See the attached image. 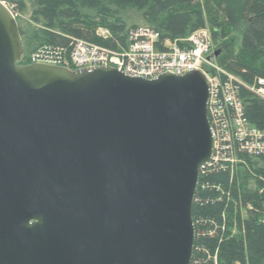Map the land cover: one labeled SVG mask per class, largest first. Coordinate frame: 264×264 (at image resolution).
<instances>
[{"label":"water","instance_id":"obj_1","mask_svg":"<svg viewBox=\"0 0 264 264\" xmlns=\"http://www.w3.org/2000/svg\"><path fill=\"white\" fill-rule=\"evenodd\" d=\"M5 1L0 264H192L200 168L215 153L206 76L22 65Z\"/></svg>","mask_w":264,"mask_h":264},{"label":"trees","instance_id":"obj_2","mask_svg":"<svg viewBox=\"0 0 264 264\" xmlns=\"http://www.w3.org/2000/svg\"><path fill=\"white\" fill-rule=\"evenodd\" d=\"M30 3L33 21L39 28L20 29L25 48L22 65L30 64L28 60L33 53L68 54L78 39L98 43L96 32L100 27L112 33L111 39L102 42L104 46L114 49L118 43L125 45L126 25L116 13L144 8L145 20L162 41L184 39L207 25L221 39L239 33L240 50L223 66L224 70L249 85L264 78V0H30ZM16 4L22 11L26 9L23 0ZM238 94L244 102L245 118L264 132V98L244 86L239 87ZM239 157L249 163L244 173L242 169L232 173L229 168L217 166L201 175L194 204L197 236L192 264H264V156L250 160L242 152ZM251 181L255 188L251 187Z\"/></svg>","mask_w":264,"mask_h":264},{"label":"built area","instance_id":"obj_3","mask_svg":"<svg viewBox=\"0 0 264 264\" xmlns=\"http://www.w3.org/2000/svg\"><path fill=\"white\" fill-rule=\"evenodd\" d=\"M103 31L96 32L99 38L104 41L112 38L110 30ZM126 38L125 45L118 43L114 49L78 39L68 53L69 57L67 53L37 54L38 60L31 64L52 65L72 71L113 68L128 76L145 79H156L164 74L183 76L200 72L210 83L208 118L215 140V153L201 165V175L217 166L229 168L233 173L237 164L247 162L239 157L242 152H246L250 160L264 156V132L245 118L244 102L238 94L239 87L244 86L264 98V78L249 85L215 66L211 58V39L204 29L171 42L162 41L160 34L152 28L137 27L128 31Z\"/></svg>","mask_w":264,"mask_h":264},{"label":"rangeland","instance_id":"obj_4","mask_svg":"<svg viewBox=\"0 0 264 264\" xmlns=\"http://www.w3.org/2000/svg\"><path fill=\"white\" fill-rule=\"evenodd\" d=\"M19 0H9L6 2V5L11 9L12 12H14L15 19L18 23L19 30L22 29L23 31H27L28 29H38L39 26L33 21L32 14H33V9L32 5L30 3V0H23L26 3V9L24 11L21 10L18 4H16ZM146 9L144 8H135V9H128L124 11H118L116 13L119 19H121L125 25H126V34L128 31H130L133 28L137 27H145V28H152L151 25L145 20V14H146ZM92 16L96 15V13H90ZM153 29V28H152ZM99 30H109L106 27H100L97 29ZM103 31V32H104ZM204 32L210 37V41L212 44V60L215 66L224 69L223 66L226 65V63L235 55L239 52L240 47H241V35L239 33H233L229 38L227 39H221L218 38L217 36L215 37L213 35V31L210 28L209 25L204 28ZM106 33V32H105ZM97 39L101 43H95L98 46H103L104 40L102 38H99L97 36ZM127 40V38H126ZM25 54V53H24ZM217 54V56H215ZM37 54L33 53L30 55L28 62L31 64L34 62L36 59ZM68 55V54H67ZM24 56V55H23ZM69 57V55H68ZM23 58V57H22ZM253 162V161H251ZM249 166V163L246 162L245 164H237L235 167V170L237 169L240 170L242 169L243 173L246 170V166ZM253 172V171H252ZM253 178V173L251 174ZM251 187L255 188V184H253V181L250 182ZM263 190H261L262 192ZM243 216H246V211H243ZM264 223V221H263ZM234 233L237 235L238 232L234 231Z\"/></svg>","mask_w":264,"mask_h":264},{"label":"bare ground","instance_id":"obj_5","mask_svg":"<svg viewBox=\"0 0 264 264\" xmlns=\"http://www.w3.org/2000/svg\"><path fill=\"white\" fill-rule=\"evenodd\" d=\"M261 79V78H260Z\"/></svg>","mask_w":264,"mask_h":264}]
</instances>
